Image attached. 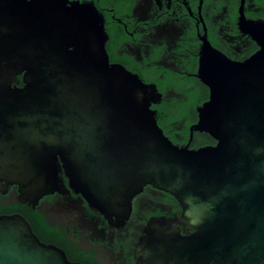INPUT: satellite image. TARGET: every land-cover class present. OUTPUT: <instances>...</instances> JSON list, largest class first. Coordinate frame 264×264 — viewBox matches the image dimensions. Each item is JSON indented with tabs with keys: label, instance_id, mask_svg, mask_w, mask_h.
Listing matches in <instances>:
<instances>
[{
	"label": "water",
	"instance_id": "water-1",
	"mask_svg": "<svg viewBox=\"0 0 264 264\" xmlns=\"http://www.w3.org/2000/svg\"><path fill=\"white\" fill-rule=\"evenodd\" d=\"M235 62L207 40L196 77L209 88L190 128L214 141L175 145L152 105L161 95L110 63L94 4L0 0V192L37 204L69 187L124 223L147 185L173 195L195 231L152 221L143 252L161 264H264V27ZM24 73V86L12 85ZM0 264H78L21 215L0 216Z\"/></svg>",
	"mask_w": 264,
	"mask_h": 264
},
{
	"label": "flooded vegetation",
	"instance_id": "flooded-vegetation-1",
	"mask_svg": "<svg viewBox=\"0 0 264 264\" xmlns=\"http://www.w3.org/2000/svg\"><path fill=\"white\" fill-rule=\"evenodd\" d=\"M10 1V0H1ZM94 4L104 18L110 63L120 65L161 95L152 105L166 137L179 147L198 149L205 133L190 128L187 116L172 118L169 108L186 103L205 86L197 77L199 59L207 40L228 59L242 62L258 50L255 31L264 27V0H69ZM24 73L13 79L24 86ZM198 103L197 107L202 105ZM197 115V112H196ZM43 196L37 204L20 199L16 185L0 192V216L21 215L39 239L58 247L78 264H161L145 258L143 243L152 221L183 236L195 231L183 217L176 198L147 185L133 200L124 222L109 219L69 187Z\"/></svg>",
	"mask_w": 264,
	"mask_h": 264
},
{
	"label": "trees",
	"instance_id": "trees-1",
	"mask_svg": "<svg viewBox=\"0 0 264 264\" xmlns=\"http://www.w3.org/2000/svg\"><path fill=\"white\" fill-rule=\"evenodd\" d=\"M208 97V92L204 89L199 92L192 94L190 99L186 103L178 104L176 107L169 108V113L172 118H179L181 116H187L189 121H194L197 117L196 115V105L202 103ZM212 141V138L203 134L200 138L202 144H209Z\"/></svg>",
	"mask_w": 264,
	"mask_h": 264
}]
</instances>
